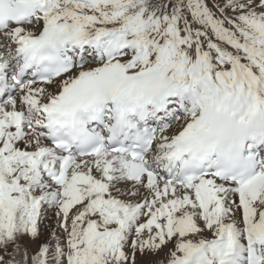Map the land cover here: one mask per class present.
<instances>
[{"label":"snow or ice","instance_id":"obj_1","mask_svg":"<svg viewBox=\"0 0 264 264\" xmlns=\"http://www.w3.org/2000/svg\"><path fill=\"white\" fill-rule=\"evenodd\" d=\"M0 264H264V0H0Z\"/></svg>","mask_w":264,"mask_h":264}]
</instances>
